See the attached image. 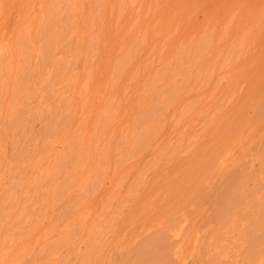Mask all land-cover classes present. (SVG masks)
<instances>
[{
	"label": "rangeland",
	"instance_id": "374dc122",
	"mask_svg": "<svg viewBox=\"0 0 264 264\" xmlns=\"http://www.w3.org/2000/svg\"><path fill=\"white\" fill-rule=\"evenodd\" d=\"M0 264H264V0H0Z\"/></svg>",
	"mask_w": 264,
	"mask_h": 264
}]
</instances>
